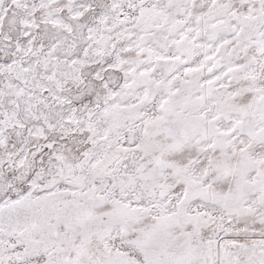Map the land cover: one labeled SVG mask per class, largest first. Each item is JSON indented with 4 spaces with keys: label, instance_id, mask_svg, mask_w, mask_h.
Instances as JSON below:
<instances>
[{
    "label": "snow or ice",
    "instance_id": "6c2138e0",
    "mask_svg": "<svg viewBox=\"0 0 264 264\" xmlns=\"http://www.w3.org/2000/svg\"><path fill=\"white\" fill-rule=\"evenodd\" d=\"M0 264H264V0H0Z\"/></svg>",
    "mask_w": 264,
    "mask_h": 264
}]
</instances>
